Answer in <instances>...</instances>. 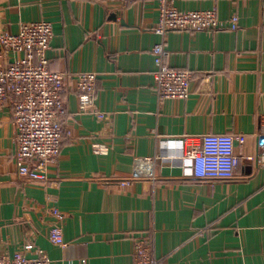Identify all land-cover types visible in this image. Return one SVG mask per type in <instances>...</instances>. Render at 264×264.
<instances>
[{
    "label": "crops",
    "instance_id": "0c3cea01",
    "mask_svg": "<svg viewBox=\"0 0 264 264\" xmlns=\"http://www.w3.org/2000/svg\"><path fill=\"white\" fill-rule=\"evenodd\" d=\"M174 3L215 8L225 27L162 36L156 0H0V27L13 33L52 22L49 67L68 77L63 138L44 180L17 174L12 111L0 107V254L33 242L50 264H133L146 237L162 264H264V0ZM162 40L164 62L191 71L186 99L155 93L152 47ZM85 71L97 74L95 105L110 121L77 112L74 75ZM204 133L236 137L232 178L194 179L169 160L177 138ZM155 155L168 159L155 161L154 178L131 179L135 160ZM55 225L63 244L48 238Z\"/></svg>",
    "mask_w": 264,
    "mask_h": 264
},
{
    "label": "built area",
    "instance_id": "2783aa9c",
    "mask_svg": "<svg viewBox=\"0 0 264 264\" xmlns=\"http://www.w3.org/2000/svg\"><path fill=\"white\" fill-rule=\"evenodd\" d=\"M156 3L155 32L162 36L170 30L225 27L215 8L183 11L175 6L174 0H156ZM230 27H236L235 18L231 19ZM52 36L53 25L48 19L22 23L15 33L0 27V49L4 57L0 62V107L8 103L12 111L17 174L26 181L46 178V165L56 159L63 138L62 117L67 113L64 92L68 77L49 67L46 52ZM16 53L21 56H9ZM152 54L156 65L153 87L158 99H186L191 92V71L164 62L163 40L152 47ZM74 78L77 112L89 111L99 120L110 121V115L95 105L97 74L85 71ZM235 139L230 133L182 135L176 139L177 157L169 160L178 159L184 174L194 179H230L239 163L234 151ZM92 147L97 153L107 150V146L99 142H94ZM257 155L259 164L264 166V133L257 138ZM159 158L168 159L162 155L137 158L131 179H153V165ZM48 238L52 243L63 244L60 227L52 226ZM30 252L35 255L27 256ZM0 264H50V260L33 242H25L13 256L1 253ZM133 264H162L161 259L153 255L146 237L134 243Z\"/></svg>",
    "mask_w": 264,
    "mask_h": 264
}]
</instances>
